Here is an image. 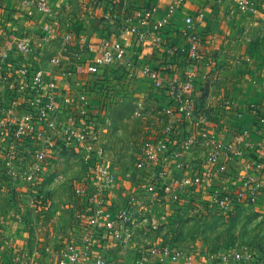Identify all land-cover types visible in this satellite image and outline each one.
<instances>
[{
    "label": "built area",
    "instance_id": "1",
    "mask_svg": "<svg viewBox=\"0 0 264 264\" xmlns=\"http://www.w3.org/2000/svg\"><path fill=\"white\" fill-rule=\"evenodd\" d=\"M168 1L172 3V11L194 2ZM202 1V6L181 19L178 30L171 31L170 16L156 17L158 7L155 2L147 0L141 5L139 0H122L128 18L119 23V34L132 35L136 45L149 46L154 53L161 52V58L140 61L126 51L119 39L105 40L95 53L83 56L78 72L83 82L75 84L78 88L72 93L59 88L62 78L58 71L64 65L61 56L51 51L53 43H48L57 24L51 0H25L30 6L31 19L36 17L44 24L36 35L42 43H33L31 36L24 38L23 33H18L14 43H5L0 52V160H18L25 181L30 182L41 173L49 155L56 151L84 149L83 158L90 159L92 149L97 148L99 141V121L98 107L89 101V94L94 89L89 87L100 84L110 71L118 72L119 77L128 83L146 85L157 112L174 113L176 125L188 122L191 127V133L180 138L184 149L193 156L200 154V148H205L202 151L206 153L201 169L198 163L183 168V147L176 145L172 152L178 159L176 166L180 171L187 169L189 176L161 185L157 181L166 174L164 168H157L153 173L147 171L145 175L149 180L144 183L145 198L140 201L134 194L126 197L120 194L122 200H118V207L110 197L114 182L110 167L98 164L96 171L100 182L76 189L83 206L77 212L72 233L65 236L55 249L45 248L41 252L44 259L34 264H132L123 260L125 252L132 250L137 251L133 264H167L166 260L176 261L183 257V251L170 245L155 246L145 242V233L140 230L150 220L138 210L144 209L147 202L163 200L166 195L177 197L180 191L189 189L212 192L209 195L213 197V205L221 210L261 203L264 198V112L253 104L248 107L247 113L255 123L250 136L232 142L212 138L211 134L208 135L206 115L201 113L204 108L196 102L199 90L194 89L193 74L185 72L188 66L195 70L203 60L197 30L204 15V5L221 3V0ZM226 1L239 12L259 15L258 0ZM171 32L175 37L169 41ZM65 38L71 41V35ZM69 44L61 43L63 52ZM174 56L186 66L184 72L176 65L167 64L166 59ZM170 62L172 64L173 60ZM61 73L67 78L74 72L66 68ZM74 96L78 99L79 109L67 123L60 117L61 109L67 106L69 97L73 101ZM198 128H203V132L199 133ZM173 140L177 142L176 137ZM157 156V150L148 149L143 159L149 161ZM145 165L140 162L137 168L142 170ZM222 179L230 182L234 179L233 187L226 188L227 191L218 189L215 182H222ZM137 236L141 240L138 247L135 245ZM187 259L191 260L189 256Z\"/></svg>",
    "mask_w": 264,
    "mask_h": 264
},
{
    "label": "rangeland",
    "instance_id": "2",
    "mask_svg": "<svg viewBox=\"0 0 264 264\" xmlns=\"http://www.w3.org/2000/svg\"><path fill=\"white\" fill-rule=\"evenodd\" d=\"M0 1V52L5 43H14V38L19 32L23 33L21 36L24 38L40 33L39 30L35 32L25 26L31 21L32 16L30 6H27L25 0ZM153 1L156 3L155 0ZM258 1H260V7L257 8L258 16L238 11L239 15L243 14L240 15L242 17L240 23L243 24L239 26L241 28L238 31L230 33L232 43H229L228 52L224 56V59L229 61L220 63L218 68L213 63H217L216 58H222L220 55L223 54V47H227L228 42L225 43V41L228 38L222 37L223 33L220 31L204 30L201 23L197 30L203 59L201 64H204L200 71L202 77L205 75L203 79L211 77L213 80L214 71L210 69V66L214 65L215 72L221 69L226 72L225 83L228 89L236 91L239 86L245 89L244 94L239 93L228 98L230 103L224 102V105L212 106V109H209L211 105H207L209 108L202 105L196 97V102L204 108L201 113L206 115L209 126L213 129L218 126L223 128L220 133L216 132L217 135L211 136L222 142H232L236 138L242 139L253 133L255 123L247 113L251 104L258 106L264 112V62L260 63V57L264 55V30L258 28V26L262 28V23L264 24V5H262L264 0ZM68 3H70L68 6L70 13L68 10L65 11V7L62 14L56 17L57 24L52 31L54 35L49 36L48 43H54L55 48L61 43H71L66 47L71 57L75 53L72 49L77 43H81L85 35L79 30L83 20H86V33L99 30L100 36H104V32L108 30L110 33H119L120 20L123 23V20L128 18L125 17L128 12L123 10L122 0H69ZM9 7H15L14 15L16 22L20 23V30L10 26L13 25L11 23L14 15L11 16L9 13ZM110 20L115 21L113 24L116 26H111L113 31L108 25L112 23ZM43 25L41 24L40 28ZM69 35H71V41L65 38ZM225 35L227 36V33ZM262 47L263 50H261ZM177 57L166 59L167 64L175 66ZM171 60H173L172 64ZM181 64L183 65L182 62ZM200 65L195 70L188 66L185 72L193 74L195 79ZM66 68L72 69L74 66L67 64ZM182 69L181 66L179 70L184 72ZM106 82L105 77L96 87H89L94 89L91 91L94 92L93 96L89 94V101L91 105L98 107L96 109L99 121V141L97 148L92 149L93 156H90L89 160L83 158V154L86 153L84 149L56 151L50 154L51 157L49 155L41 173L30 182L25 181L18 160H0V213L7 214L10 219L14 218L19 223L16 227L19 233L14 240L5 241V243L3 240L0 241V264L40 262L44 259L41 252L45 248L55 249L65 236L72 233L77 212L81 211L83 206L82 198L76 194V189L97 185L100 182L96 171L98 164L110 167L114 176L110 197L116 201V207L120 205L118 200H122L119 197L120 194L125 195L124 197L134 194L140 201L145 198L143 189L144 183L149 180L148 175H145L148 174L147 171L153 173L163 167L166 174L157 181L161 185L189 176L187 169L181 170L185 175L178 178L175 176L178 171L176 166L178 159L172 152L176 145L183 147V163L185 164L183 168L197 163L199 169L202 168L201 163L206 154L202 150L205 148H200V154L193 156L184 149L180 139L191 133L188 122L180 126L176 125L174 121L176 115L164 110L157 112L153 98H145L144 92L142 96L129 97L125 94L123 87L117 90L109 89ZM205 83L214 85V81L206 80ZM198 85L195 79V90L198 89ZM254 86H261L260 90L254 91L255 96L248 94ZM59 88L73 93L78 87L73 83L67 89L59 84ZM85 93L87 96L86 89ZM205 98L207 101L222 102V99L214 96ZM62 99L61 96L60 100ZM72 99L73 101H70L69 97L67 106L61 109L60 117L67 123L79 109L76 96ZM197 131L202 133L203 128H198ZM174 137L177 142L173 140ZM148 149L158 151L156 159L149 161L143 159ZM140 162L146 163L142 170L137 168ZM231 181L217 180L215 186L218 189L225 188L224 191H227L226 188L230 190V187H233L232 183L235 182L234 179ZM179 193L177 197L166 195L172 198L164 196L163 200L147 202L148 205H144V209L138 210L140 215L144 214L150 220L149 224L140 230L145 233L147 244L170 245L183 251V257L180 256L176 261L166 260L167 264H232L241 259L239 253L232 252L234 247L244 251L245 264H264V198L256 206L236 205L221 210L213 205L210 191L207 194L204 191L202 193L185 189ZM262 195L264 196V193ZM138 241H141L139 236L136 239V247L139 245ZM223 249L230 252L223 253ZM254 250L256 253L259 251V254L252 257L249 253ZM136 253L135 250L130 253L125 252L123 260L133 264ZM188 256L190 261L187 259Z\"/></svg>",
    "mask_w": 264,
    "mask_h": 264
},
{
    "label": "crops",
    "instance_id": "3",
    "mask_svg": "<svg viewBox=\"0 0 264 264\" xmlns=\"http://www.w3.org/2000/svg\"><path fill=\"white\" fill-rule=\"evenodd\" d=\"M68 1L69 0H51V4H52V7L55 11L56 17L57 16L59 17V15L62 14L65 7H66L65 11H67L69 9L68 6H70V3H68ZM139 1H140L141 5H145L147 2V0H139ZM151 1H153V0H151ZM155 1L157 4V7H158L156 17L162 18V17L170 16V22L172 23L170 26L171 31H172V29L178 30L180 28L181 19L187 13H192L195 10H197L200 6H202L201 2H200L202 0H194V2L183 6L181 9H179V10L177 9V11H175V10L172 11L171 10L172 3L170 1H168V0H155ZM13 8H15V7H9V13L11 14V16H13L16 13L13 10ZM204 8H205L204 15H203V18L201 20V26L204 28V30L211 29L213 32L220 31L223 33L222 37L228 38L225 41V43L228 42L227 47H223V50H222L223 54L220 55V56H222V58L221 57L216 58L215 60L217 63L216 64L213 63L218 68L220 63H226L229 61V59L225 60L224 56L228 52L227 48H229L228 47L229 43H232V41H231L232 37H231L230 33L236 32V31H238V29L241 28L239 26L243 23H240V22H242V20H241L242 17L240 15H243V14L240 13V15H239V13L235 9V7L226 0H221V3L216 4V5H209V6L204 5ZM68 12H69V10H68ZM70 16H73V15H70ZM12 19H13V21L11 24H13V25H10V26L17 28V30H20L19 28H21V26H20V23L16 22L15 15H14V18H12ZM111 21L112 20H110V22ZM113 22H115V21H112V23H108V25L110 26V30H112V31H113V29H111L112 28L111 26L115 25V24H113ZM120 22H122V20H120ZM67 23H69V22H67ZM41 24H43L42 20L35 17V18H32L31 21L29 23H27L25 26L29 30H34L35 32H37V30H39V32H40ZM94 24L95 23H93V25ZM69 25H70V23H69ZM71 26H72V24H71ZM258 28L264 30V24L262 23V28L259 26H258ZM92 29H94V28H92ZM79 30L81 31V33H83L85 35H83L81 43H77L75 48L72 49L73 52H75V53H73L72 57L70 56V53L67 52V50L65 52L62 51L61 45H59V47L55 48V44L53 43V46L51 47V51L56 52L62 58V62H63L64 67H62L58 71V73H59L60 77L62 78V81L60 84L64 88L71 87L73 85V83L79 84V82H83V81H80L81 75L78 74V72L80 70L79 67L83 64V61H84L83 56L85 55L88 57V54L91 55V54L95 53L97 51L99 45L101 43H103L105 40L119 39L121 41V43H123V45L125 46L126 51L132 57H137L140 61H145V60H149L152 58H159L160 59L162 56L161 52L158 51V52L154 53L152 48H150L149 46H142L141 47V46L136 45V43L134 42V37H132V35H130V34H124L121 36L118 32L110 33L109 30L104 32V34H103L104 36H102V35L100 36L99 30H95V32H91V33L89 31H87L88 33H86V20H83V23L79 27ZM118 31H119V27H118ZM225 33H227V36L225 35ZM34 35L36 36V33ZM30 36L32 37L33 43H42L35 36H33V34H31ZM174 37H175V34L173 32L169 33V41H171ZM147 43H149V42H147ZM261 50H263V47L261 48ZM220 53L221 52H219V54ZM162 61L164 62V59H162ZM213 61H214V59H213ZM262 62H264V55L260 57V63H262ZM67 64H69L70 66H74V68L69 69V70H72L74 73L70 77L65 78L62 76L63 74L61 72H63L66 69ZM179 64H181V62L177 61L176 66L178 67V69H180L181 66L183 67L182 70L186 69L185 65L183 66L182 64L181 65H179ZM203 65L202 64L200 65V67L197 71L196 77H195V79L199 83V85L197 87L198 88L197 90H199V92L196 93V97L202 105H204V106H207V105L210 106L211 105V108H209L208 106L207 107L209 109H212V106H221L222 104L224 105V102L230 103L227 99L232 97L235 94H239V93L244 94L245 93V89L243 87H240V86L237 87L236 91L228 89V87L225 83L226 72H224L223 69L215 72L216 69H215L214 65L210 66V69L212 71H214L213 80H211V77H208L206 79L207 81L208 80L212 81V82L214 81V85H212V86L207 85V83H205L206 80L203 79V77L205 75H203V77H202V75L200 73ZM67 70H68V68H67ZM257 73H259V72H257ZM107 75L108 76H106V79H107L106 84H107L109 89L117 90V89H120V87H123L125 94L129 97L142 96V95H144L143 92L146 94L145 98L148 99L149 97H151L146 85L141 84L139 82L128 83L127 81H124V79H121V77H119V75H118V72H115V71H110V73ZM260 88H261V86H254V87H252V91L250 93H248V92H246V93L252 94L253 96H255V94H253L254 91L255 90L258 91V90H260ZM93 93L94 92H90V94L92 96H93ZM206 96H208V97L214 96L217 99H222V102L220 103L218 100L216 102H213L210 100L207 101V99L205 98ZM261 97H259V99H262ZM256 99H257V97H256ZM235 106H236V104H235ZM222 129L223 128H221V126H218V128H215V129H213L209 126L207 128V130L209 132L208 135L211 134L212 136H215L218 133H220V130H222ZM213 130H214V132L212 133ZM216 132H218V133H216ZM183 175H185L184 172H182L180 170L176 171L175 176L177 178L181 177ZM18 224L19 223L16 219H14V218L10 219V217L7 214L1 215V213H0V241L3 240V242L5 243V241L7 242L9 240H14L16 235L19 233V231L16 230V227L19 226ZM4 248H6L5 244H4ZM223 250H224L223 253L230 252L226 249H223ZM232 252L239 253L241 255V259L238 260L237 262L236 261L233 262L232 264H245L243 262V257H244L243 252L244 251L242 252V250L239 249L238 247H234V248H232ZM209 254H212V253L209 252ZM257 254H259V251H257V253H256L255 250L249 253V255L250 256L252 255V257L256 256ZM253 259H252V261H254Z\"/></svg>",
    "mask_w": 264,
    "mask_h": 264
},
{
    "label": "trees",
    "instance_id": "4",
    "mask_svg": "<svg viewBox=\"0 0 264 264\" xmlns=\"http://www.w3.org/2000/svg\"><path fill=\"white\" fill-rule=\"evenodd\" d=\"M1 2V1H0Z\"/></svg>",
    "mask_w": 264,
    "mask_h": 264
}]
</instances>
